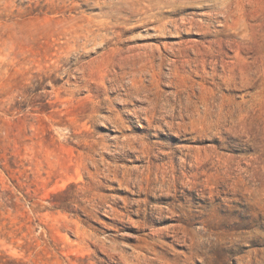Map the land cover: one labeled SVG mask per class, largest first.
Here are the masks:
<instances>
[{"label":"rangeland","instance_id":"rangeland-1","mask_svg":"<svg viewBox=\"0 0 264 264\" xmlns=\"http://www.w3.org/2000/svg\"><path fill=\"white\" fill-rule=\"evenodd\" d=\"M0 264H264V0H0Z\"/></svg>","mask_w":264,"mask_h":264},{"label":"bare ground","instance_id":"bare-ground-1","mask_svg":"<svg viewBox=\"0 0 264 264\" xmlns=\"http://www.w3.org/2000/svg\"><path fill=\"white\" fill-rule=\"evenodd\" d=\"M235 3H236V2H235ZM204 6H205V5H204ZM235 6H236V5H235ZM233 7H234V6H233ZM230 8H232V7H230ZM228 10H229V9H228ZM223 11H224V10H223ZM241 12H242V11H241ZM241 12H240V13H241ZM229 13H230V12H229ZM224 14H225V13H224ZM226 16H227V15H226ZM193 20H194V19H193ZM209 20H210V19H209ZM189 22H190V21H189ZM205 23H206V22H205ZM198 24H199V23H198ZM210 24H211V23H210ZM190 26H191V25H190ZM195 26H196V25H195ZM197 29H198V28H197ZM210 29H211V28H210ZM200 30H201V29H200ZM233 31H234V30H233ZM204 33H205V32H204ZM226 35H227V34H226ZM233 37H234V36H233ZM224 38H225V37H224ZM227 38H228V37H227ZM221 39H222V38H221ZM232 39H233V38H232ZM227 40H228V39H227ZM234 40H235V39H234ZM223 41H225V40L223 39ZM223 41H222V42H223ZM230 41H231V40H230ZM232 41H233V40H232ZM242 41H243V40H242ZM217 42H218V41H217ZM217 42H216V44H217ZM234 42H235V41H234ZM234 42H233V43H234ZM224 43H225V42H224ZM229 43H230V42H229ZM238 43H239V42H238ZM231 44H232V42H231ZM235 44H236V43H235ZM212 45H213V44H212ZM217 45H219V42H218ZM244 45H246V44H244ZM217 47H218V46H217ZM220 47H221V46H220ZM176 50H177V49H176ZM220 50H221V49H220ZM213 51H214V50H213ZM214 52H216V51H214ZM218 52H219V51H218ZM220 52H221V51H220ZM212 53H213V52H212ZM212 53H211V54H212ZM216 53H217V52H216ZM219 57H220V56H219Z\"/></svg>","mask_w":264,"mask_h":264}]
</instances>
